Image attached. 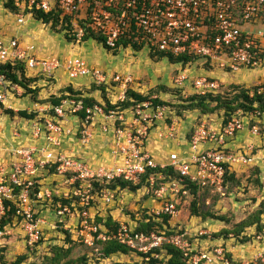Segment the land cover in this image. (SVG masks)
Masks as SVG:
<instances>
[{"label": "built area", "instance_id": "1", "mask_svg": "<svg viewBox=\"0 0 264 264\" xmlns=\"http://www.w3.org/2000/svg\"><path fill=\"white\" fill-rule=\"evenodd\" d=\"M15 7L19 12L26 11L27 18H32L35 12H56L60 20L69 18L68 33L75 44H83L86 28H91L103 34L107 47L114 48L119 38L135 27L147 40L149 51H165L175 57L197 56L205 65L214 63L229 73L264 68V0H16ZM15 16L18 24L25 22L21 15ZM243 26H260V29L244 31ZM34 50V45L23 46L17 39L6 43L0 36V64L22 62L46 76L63 70L71 80L91 77L96 85H106L109 81L103 71L90 66L81 56H72L68 60L44 59L37 58ZM195 63L179 64L173 87L183 95L187 88L195 95L217 94L220 86L215 79L189 75ZM130 82V76L113 75L111 85H107L115 92V100L109 101L111 105L125 101ZM12 90L19 95L17 86L11 85L0 74V104H5ZM261 93H264V81L258 88V94ZM65 96L60 104L50 106L48 110L52 114L30 121V134L41 143L12 150L10 157L15 161L7 172L0 171V220L5 215V203L10 202L16 209L14 223L20 227L27 248L36 247L43 241L44 220L40 214L47 210L48 203L57 200L53 203L55 206H48L54 216V230L64 228L74 240L95 253H98L97 242L115 240L132 251L147 254L164 240L154 233L136 232L142 215L157 221L161 216H168L170 220L175 218L179 214V202L190 197L187 183L208 188L211 194L223 195L226 175L236 174L239 166H249L254 149L248 146L246 151H231L225 147L224 139L234 138L246 126L253 136L259 137L260 128L251 121L264 119V113L258 111L256 105L252 110L239 109L229 118L223 117L218 129L208 127L206 120L201 119L189 131V138L186 140L185 137L187 150L182 154L171 151L166 161L160 162L147 149L152 135L156 140L177 143V146L182 141L178 144L179 119L164 102H154L157 96L124 110L108 109L103 102L86 105L84 96ZM236 114H241L242 119L236 118ZM96 140L109 149L104 151L105 147L102 148L96 163L87 157L69 155L64 149L67 142L89 147ZM208 144L213 146L200 150ZM53 166L56 171L52 182L68 184L71 186L68 192L62 193L55 186L46 187V169ZM167 167L177 172V178L158 187L155 182L164 179L162 172L146 180L145 195L151 200L142 204L145 211L135 210L133 216H125L131 228L117 221L119 227L111 233L105 225L107 217L92 211L98 207L97 203L101 206L113 204L118 195L124 204L123 195L128 191L106 188L110 182L121 180L136 185L147 169ZM138 191L130 192V196ZM61 200H68L70 204L62 205ZM130 200L126 199V202ZM7 230V226L0 230V241L9 234ZM255 240L264 244V227ZM168 243L182 251L190 264H198L203 258L204 264H236L234 259L225 257L220 246L212 253H196L191 257L187 253L190 245L181 236L172 237ZM256 257L261 259L263 255ZM139 264H149V257L141 258Z\"/></svg>", "mask_w": 264, "mask_h": 264}, {"label": "rangeland", "instance_id": "2", "mask_svg": "<svg viewBox=\"0 0 264 264\" xmlns=\"http://www.w3.org/2000/svg\"><path fill=\"white\" fill-rule=\"evenodd\" d=\"M3 9L5 8L4 7L0 8V10H2L3 12V15H7L10 26H15V28L19 26L20 30H25L32 23H35L33 16L32 18L26 17V11L25 12L17 11L16 14L21 15L23 20H25L23 24H18L16 20V16H15L16 14H13L7 11L6 9L4 11ZM38 34L43 35V38L46 41L45 44H48L50 47L49 51L44 54V59L53 57V58H58L61 60H68L72 56H81L85 58V60L89 63L90 66L101 69V71H103V73L109 77L108 79L109 81L107 82L106 85H111V78L113 77V75L130 76L132 78V82L129 83L131 88H133L134 90L138 91V93L143 94L149 98L152 96H157L158 100H160L161 102H164L173 111L174 115H176L175 112L177 110L176 109L177 106H179V104H182L180 100L186 99L194 95L193 90L189 88L185 90L184 95H183L181 91L173 87V78L176 76V72L180 68L179 64L172 65L165 59L159 62L153 61V59H151L149 55V50L146 47L140 52H135L130 48L122 49L121 51H119V54L117 56H114L112 55V53L107 52L105 49H103L101 45L97 44L96 42H93V46H92L94 51L90 50L88 45H85V44L83 45V44L67 43L64 37V33H58L57 30L52 29L49 25L41 24V29ZM20 38L23 40V37H20ZM25 41H27L25 42L26 45L33 44L35 46L34 42L29 41L28 39H26ZM41 48H43L42 45L39 46V49ZM128 60L130 61L129 63H128ZM128 64L131 67L130 71H128L129 73L127 71L125 72V66H128ZM200 68L208 69L206 68V65L203 63V61H197L194 64V66H191V71H194V69L198 70ZM251 72H252L251 77H254L255 79H257L255 80L256 82L253 81V83L251 84V85H254L258 81L259 75H258L257 70H254ZM214 73H219V74H216V76L217 78L220 77L221 81L223 77L224 78H235L233 75H231L232 73L223 71L219 69L217 66H216V69L214 70ZM55 75H60L58 77L57 83L61 79L72 81L73 84L77 83L76 81L80 80V79H77V80L69 79L66 72L63 70L55 72ZM210 75L214 76V74H210ZM86 78L87 77H85V80H88ZM49 81L52 82L54 80H49ZM220 84L219 86H222V88L217 90L218 94H221L224 92H227V95L231 94L230 86L224 87L223 85H220ZM114 86H117V85H114ZM160 87L164 88V90H161ZM242 87L246 89L245 86H242ZM96 88H98L101 92L100 93V99H101L102 94H103V91L101 90L102 89L104 90L106 88L105 86L96 87V85L93 83V84H90V90H85V91L87 93L93 92V89H96ZM255 88L258 89L259 87L256 85L249 86L247 90L253 91ZM109 89H110L109 91L105 90L104 92H105V95L108 101H113L115 100V97L113 96L112 89L111 88ZM38 92L30 96L24 94L23 92H21L23 94L21 97H17V95H14L10 101L12 103L10 105L14 109H16V111L25 110L28 113L38 112V111L33 110V107H34L33 101L36 100L38 96ZM15 99H18V100L16 101ZM49 100L50 99L45 98V99H42V101L40 102H43L46 104L49 102ZM104 101L105 99L102 98L100 102L105 103ZM210 106L212 107L214 105L210 104ZM4 108L7 109V107H4ZM10 110H13V109H10ZM236 111L231 114L234 115ZM38 114L39 116H43V115L47 116L50 114V112L47 110L45 112L44 111L38 112ZM202 116L206 117V115H203V114L201 115L200 111H197V112L192 111V113H186L183 120L181 121H187V125H186L187 127L189 126V124H191V121L193 120L194 121L193 126H195L202 119ZM175 117L179 119V125H180L181 118L178 116H175ZM210 117H212V119L213 118L216 119L217 121H218V118H221V119L223 117L226 118L225 114L223 112L220 113V111L213 113L212 116ZM235 117L242 119L241 114H236ZM30 125H31L30 121L26 119H22L18 116L10 117L8 115H5L2 109L0 108V130L5 131L7 128L8 132L12 134L11 135L12 138L14 137L18 138L17 135L13 134V133H17L19 134V139H21V141L25 140V137H27V134H28L27 129L30 130V133H31ZM188 133L190 136L191 132H188ZM232 139L235 140L236 136L229 140H232ZM11 141L15 143L14 140H11ZM32 143H34L33 140H32ZM94 145L97 146L98 149L102 150V148L105 147L104 151L109 150L108 146H105L104 144L99 143L98 140L94 142ZM94 145L93 144L90 145L89 148L88 147H83V148L84 149L93 148L95 150L96 148L94 147ZM10 147L12 146L10 145L5 146V148H10ZM167 147H172V144H167ZM169 153L170 151L169 152L167 151V155ZM2 155L3 154H0V158L3 159L4 161H8L7 160L8 158L5 155L3 156ZM166 158L167 157H161L160 161L165 160ZM3 164H4V168L6 169V172L12 166L11 164H9V162H4ZM236 175H238L241 178V184L239 185L238 188L232 189L231 191H229L230 193H227V191L224 190L225 189L224 188L223 195H216L217 201L215 203H212L213 199L211 197L209 200L204 201V204H206L205 206L207 207L204 206L205 207L204 208V207H201L200 205L198 206L199 208H202V210L209 209L213 212V214H216L218 216H225L228 220V222L226 223H222L214 219H210V218L203 220L201 218L191 216L190 214L191 198L189 197L183 198L179 202L178 204L179 214L175 218L171 219L169 224L171 228L175 230V234L172 237L181 236V239L183 238V240L190 245L187 253L191 257L196 253H199V254L200 253L201 254L212 253L213 249H215L217 246H220V248L226 250V254L227 255L229 254V256H232L231 253L234 252V258H237V259H241L242 257L241 254H244L242 253L244 252L243 250L249 251L251 255L250 256L246 255L245 257H243L242 258L243 261L239 262L236 259H234L235 262H239L238 264H243V263L244 264H251V263L264 264V261H262V259H264V252L262 253L263 258L259 259L258 257H256L259 249L260 248L263 249L264 247V244L256 242L255 240L256 235H259V231L257 232L256 225L254 224L253 227L242 230V234L239 237L235 235V232L238 229L235 226L245 221L247 218L256 215L257 211L260 210L259 203L264 202V185L262 184L263 188H259L258 186L255 187L253 185V180L256 178V173L253 172L252 168L245 170L244 172H238ZM46 176H49V175L46 173ZM262 177L263 175H260V174L258 175V178L260 180L262 179ZM46 179L47 180H44L46 187L55 186V188L60 190V192L62 193L68 192V190L71 189V186H69L68 184L62 183V185L60 184L56 185L54 184V182H52L53 181L52 178L46 177ZM229 183L232 184V182H229ZM227 184L228 183H226V185ZM227 186H230V185H227ZM128 193L130 192L129 191L127 192L125 196L126 199L129 198ZM118 196L115 197L116 200ZM145 196H146L145 189L144 188L140 189L137 192V194H134L133 196L130 197V199L133 198V200H130L129 203L122 205L123 210H122V213L119 214V217L121 218L118 219L117 217H115L114 220L118 222H123L126 226L130 227V224H129L130 222L126 220L125 216L127 215L133 216L132 213L135 210L144 211V209H142L141 207L142 204H144L148 200L149 201L151 200V198L147 200ZM135 199H138V200L136 201ZM53 203H55V201ZM53 203H48L47 205L49 206L50 204H52L53 206H55ZM152 204L157 205L154 201L152 202ZM96 205L98 207H101L102 208L101 212H105L106 214L113 211V209L108 208V206H101V204L99 203H97ZM48 206H47V211H49ZM49 209L51 210V208ZM39 211L40 210L38 209V212ZM52 216L50 219L51 224L49 225L54 226L55 223L53 222ZM122 216L124 217L122 218ZM261 221H263L261 223L264 224V220L261 219ZM7 227H8L7 234L8 233L9 234L5 236L3 240L0 241V257H1L0 264H44L43 257L45 256L47 252L46 249L47 250L48 248L50 249V247H48V245H45L44 243H46L47 241H51L53 242V244L63 245L65 241V237H64L65 232L63 231L64 228L59 227V228H56L55 230L49 229L48 231H45V233L43 231V237H44V240L46 241H42L43 244L41 243L35 248H32L33 250H30L25 246L23 242L20 227L15 223L11 227L10 226H7ZM181 230H183L182 234L179 233ZM223 230H227L229 233L226 235L224 234V235L219 236V234H222ZM52 232H57L59 234L57 235V237L50 236V233ZM162 237L164 241L168 240L169 242L171 241V238H172V237H166L165 235H163ZM79 243L78 245L75 246V249L71 255V258L87 256L88 257L87 264H117V263H120V264L137 263L139 264L141 262V258L139 256V254L141 253L138 254L134 252H129L127 255L116 254V256H113L112 260L107 262L106 260H102L98 253L93 252L91 249L85 248V246ZM5 244H9V245L5 246ZM136 244L137 246L141 245L139 243H136ZM48 252H50V250H48ZM135 252H138V251H135ZM163 254L164 253H162V255ZM20 257H24L25 259L21 261L20 263H17ZM230 259H233V256L230 257Z\"/></svg>", "mask_w": 264, "mask_h": 264}, {"label": "trees", "instance_id": "3", "mask_svg": "<svg viewBox=\"0 0 264 264\" xmlns=\"http://www.w3.org/2000/svg\"><path fill=\"white\" fill-rule=\"evenodd\" d=\"M15 1L16 0H0V4H2L7 11L16 14L18 10L15 7ZM32 16L35 21L40 22L43 25H49L52 29L57 30L58 33H64V37L67 43H72V38L68 33V29L70 25L69 18L65 17L62 20H60L59 14L56 12H52L49 14H44L43 12H35ZM90 40L101 45L103 49H105L107 52L112 53V55L114 56H117L119 54V51H121L122 49H128V48L132 49L135 52H140L146 47L147 44V40L144 38L141 31L135 27L131 28L129 33L125 34L124 36H121L114 48L107 47V45L105 44V37L101 32L94 29L92 30L91 28H86L84 42ZM149 55L151 59H153V61L159 62L165 59L172 65L182 64L184 66L189 63H195L200 60V57L197 56L185 55V56L175 57L173 54L169 52L157 51V50H150ZM24 70H25V66L22 62H16L14 64L11 63L0 64V74H3L5 76L7 82L12 84H17L18 86H20L24 90V94L26 95L36 94L38 92L37 90L35 89L31 90L29 88L30 84L35 81L32 79L30 80L29 83V79H26L25 77ZM99 86H105V85L104 84L96 85V87ZM230 87H231L230 88L231 94L228 95L227 92L221 94L218 93L206 94L204 96L194 94L193 96L180 100L182 104H179V106H177L176 108L177 110L175 112L176 116L180 117L181 120H183L186 113H192V111L193 112L200 111L201 115L202 114L212 115L215 112L222 111L225 114L226 118H229L231 116V113L235 112L236 110L239 109H242L244 111L252 110L254 105H256L258 111L264 113V93L258 94L257 88H255L253 91H250L244 89L242 86L232 85ZM160 89L164 90V88L161 87ZM94 91H100V90L96 88L93 89V92ZM101 91H103L102 98L105 99L104 102L106 103L108 109H118V110L128 109L139 102L146 101L149 98L143 94L135 92L132 89H127L125 101L123 103H117L116 105L113 106L106 98L104 92L105 89L104 90L102 89ZM93 92H89V93L91 94ZM251 93H253L252 96H250ZM61 94L62 95L58 98L56 97L51 98L49 100V103H51V105L53 106L60 104L61 101L66 97L65 96L66 94H70L74 97L83 96L82 93L79 91L74 92L71 87H68L67 89L63 90ZM84 102L86 105H94L98 103L95 99L91 97H85ZM154 102L156 104L163 103L158 99L155 100ZM210 104L214 105L212 106L213 108L210 106ZM0 108L2 109L5 115H8L10 117L18 116L26 120H33L39 115L36 112L28 113L25 110H18L14 112L13 110L5 109L3 104H0ZM50 114H52L51 111ZM46 170L48 175H53L56 171L55 166L47 167ZM159 172L163 173L164 179L160 181H156L155 187H158L161 184L170 181L171 179L177 178L178 176L177 172H175L172 167H167L163 170L147 169L146 173L143 176H141L139 183L136 185L123 182L121 180H114L110 182L106 186V188L112 191L127 190L129 192L135 193L136 191L148 185L146 180L150 176L156 175V173ZM253 172L256 173V178L253 180V185L255 187L258 186L259 188H262V184L260 182V179L258 178L259 170L257 168H254ZM229 182H232V184ZM226 183H228L227 185L230 186H227ZM240 184H241V178L238 175H236L235 173L227 174L224 182L225 189L224 188L223 189L226 190L227 193H230L229 191L238 188ZM187 189L189 190L190 193L189 198H191V202H190L191 216L198 217L203 220L210 218L222 223L228 222L225 216H218L216 214H213V212L209 209L202 210V208L198 207L199 205L201 207H204L206 205L204 204V201L209 200L211 197L213 199L212 203H215L217 201L216 195H222V194L219 193L211 194L208 188L201 189L197 185H193L192 183H187ZM35 192H37V186H35ZM145 198H147V196H145ZM56 202L57 200H55V203ZM60 203L62 205H66V204H70V201L61 200ZM5 205H6L5 215L2 216L0 220V230L2 231L6 226H10L11 224L14 225V218L16 212L15 206H13L10 202H6ZM9 207L10 209H8ZM259 209L260 210L257 211L256 215L247 218L245 221L235 226L236 228H238L235 232V235L237 237H239L242 234V230L251 228L253 227L254 224L256 225L257 232L264 227V224L261 223V216L264 214V202H261L259 204ZM169 222H170V218L168 216H161L157 221L152 217H148L145 214H143L141 220L138 222L136 232L143 233L145 235H150L151 233H154L157 236L165 235L166 237H172L175 234V230L171 228ZM105 225L107 228H109L111 233L116 232L117 228L119 227L118 222L114 221L110 216L107 217L105 221ZM63 231L65 232L64 245L51 247L49 255H45L43 257L44 264H87L88 262L87 256L71 258L75 246L78 245L79 241L72 239L71 234L67 230H63ZM182 232L183 230H181L179 233L182 234ZM228 233L229 232L227 230H223L222 234H219V236L224 234L226 235ZM79 244L85 246L81 242ZM6 245L7 244H5V246ZM97 246H98V254L100 255V258L102 260H107L111 255L114 254L127 255L129 252H134L139 254V252L132 251L126 246L120 245L115 240H110L106 242H97ZM85 248L91 249L88 248L87 246H85ZM28 249L33 250L32 248H28ZM162 253L164 254L162 255ZM224 255L228 259H230L231 257L229 256V254L228 255L226 254V250H224ZM139 256L141 258L149 257V264H190L188 258L184 257L183 252L175 248L171 243H168L167 240L163 241L159 247L152 248L151 250H149L147 254H139ZM24 259H25L24 257H20L17 263H20ZM205 261L206 260L203 258L198 264H204ZM238 263L239 262H236V264ZM251 264H256V263H251Z\"/></svg>", "mask_w": 264, "mask_h": 264}, {"label": "crops", "instance_id": "4", "mask_svg": "<svg viewBox=\"0 0 264 264\" xmlns=\"http://www.w3.org/2000/svg\"><path fill=\"white\" fill-rule=\"evenodd\" d=\"M1 7H3L2 4H0V8ZM3 10L5 11V9H3ZM36 22L37 21H35V23H32L25 30H20L19 26H17V28H15V26H10L7 15H3L2 10H0V36L2 37L4 42H6V43L9 42L11 39H17L18 42L23 46H26L25 42H27V41H25V40L28 39L29 41H32L35 43V47H36L35 52H34L35 56L37 58H44V54L49 51L50 47L48 44H45L46 41L44 40L43 35L38 34L40 32V29H41V23L40 22L36 23ZM256 29H260V26H251V27H244L243 26L242 27V30H244V31L253 32ZM263 30H264V27H263ZM20 37H23V40ZM84 44L88 45L89 49L94 51V49L92 48V46H93L92 41L85 42ZM31 45H33V44H31ZM40 45H42L43 48L39 49ZM129 62L130 61L128 60V63ZM215 66L216 65H214V63H213L212 65L206 64V68H208V69L200 68L198 70L194 69V71H191V69H190L189 75L191 77L206 76L209 78H213L217 82H219V84L221 83L220 85H223L224 87H228L231 85H237V86H245L246 89L249 86H254V85L259 87L260 84L264 81V68L257 70L259 78H258L257 83H255L254 85H251V84L253 83V81H255L257 79H255L254 77H251L252 72L249 70H241L237 73H232L231 75H233L235 78H224L223 77L222 81H221V78L220 77L217 78V76H216V74H219V73H214V70L216 69ZM130 69H131V67L129 64H128V66H125V72L130 71ZM24 73H25L26 79H29V83H30V80H32V79L35 81V82L30 84L29 88L31 90L35 89V90L39 91L38 96L36 98L37 101H33V106H34L33 110H35V111H38V112L47 111L50 108L51 103L48 102L45 104V103L40 102V101H42V99H45V98H48V99L55 98V97L58 98L62 95L61 92L65 89H67L68 87H71L74 92H78V91L81 92L84 97H91V98L95 99L97 102H100L102 100V98L100 99V93H101L100 91H94L91 94L87 93L85 91V90H90V84L94 83V81L91 77H87L86 79H88V80H85V78H80V80L76 81L77 83L73 84L72 81L65 80V79H61L57 83L58 77L60 75L54 74V76L47 78L45 75H40L36 71L27 69L26 67H25ZM210 74H214V76H212ZM48 79L54 80V81L51 82ZM112 85L114 86L117 84H112ZM105 87H106L105 88L106 91L110 90L109 89L110 86L105 85ZM220 88H222V86H220ZM127 89L134 90L133 88L130 87V85H129V87H127ZM21 91L24 92V90L22 88H21L20 92ZM134 91L138 92L136 90H134ZM113 93H115V92H113ZM14 95L15 94L13 93V96ZM13 96L12 95L7 96L4 107H7V109H13L14 111H16V109H14L10 105V104H12L10 101L13 98ZM28 96H30V95H28ZM8 100H9V102H8ZM15 100L17 101L18 99H15ZM38 112H36V113H38ZM220 113H222V112H220ZM218 115H220V114H218ZM43 116H45V115H43ZM210 116H212V115H209V116L206 115V117L202 116L203 117L202 119L206 120L207 125L209 124L210 126L209 125L208 126L210 128L218 129L220 127L222 119L218 118V121H217L214 118L212 119V117H210ZM68 121H72V120L68 119ZM180 121H181V119H180ZM193 122L194 121L192 120L191 124H189V126L186 127L187 121H181L179 128H178V133H179L178 144H180L182 141V143L179 145L180 147L176 145L177 143H172V142L167 143V142H162V141L156 140L155 136L152 135L151 141L149 140V142H148L147 149L151 152V154L154 156V158H156L157 161H160L161 157H166L167 151L168 152L169 151L170 152L171 151H178L179 154H182L183 153L182 151H185L188 148L187 143L184 140H185V137H186V140L188 139V137H189L188 132L194 127ZM251 124L256 125L260 128V136L259 137L253 136L249 131L250 128L248 126H246L243 131H241L240 133H238L236 135L235 140L232 139L233 140L232 141V140L224 139V141L226 143L225 147L231 151H246L244 149H246L248 146H253L254 149L250 154V156L253 159L252 163L247 167H242V166L237 167L236 172L237 173L238 172H244L245 170H248L250 168H252V169L257 168L259 170V174L263 175L260 182H261V184L264 185V119H262L260 121H254V122L251 121ZM27 132H28L27 137H25V140L21 141V139H19V134L13 133L14 135H17L18 138L17 137L12 138V136H11L12 134L8 132L7 128L5 131L0 130V154H3L8 158L7 159L8 161H4L3 159L0 158V171L4 170L6 172V169L4 168V164H3L4 162H9V164H12V162L15 161V158L10 157L12 150H14L16 148L36 146L37 144L41 143L40 141L35 142L36 140H34L31 137L30 131L28 129H27ZM11 140H14L15 143L12 142ZM32 140L34 141V143H32ZM97 144H98V142H97ZM167 144H172V147H167ZM6 145H10L13 148L12 147L5 148ZM93 145H94V143H93ZM212 146H213L212 144H208V145L202 146L200 150L202 151V150H204L208 147H212ZM94 147L96 148L95 150L93 148H91V149L85 148L84 149L77 142H67V143H65L64 149H65L66 153H68L69 155L80 156V157H84V158L87 157L88 159L90 158L93 163H96L99 161V158L101 157V153H100L101 149H98L97 146H95V145H94ZM165 160H162L160 162H165ZM48 177L54 179V176H52V175H49ZM263 185H262V188H263ZM126 194L127 193H124V195H123V198L125 199V201H123L124 204L129 203V202H126V197H125ZM128 194H129V198H127V199H130V197H131L130 193H128ZM120 197H121V195L118 196L117 200L113 204L108 206V208L113 209L112 212H110L108 214H106L105 212H101V209H102L101 207H96L98 210H96V208H95L92 211L93 212L99 211L100 215L102 217H109L110 216L112 219H115V217L120 219L121 217H119V214L122 213L121 210L123 209ZM131 200H133V198H131ZM147 203H144V204H147ZM40 215H41L42 219L44 220V225H43L44 233H45V231H48L49 229H53L54 226L49 225V224H51L50 219H51V216L53 214L47 210H43ZM123 217L124 216H122V218ZM52 219L54 222L53 216H52ZM261 219L264 220V214L261 216ZM261 222H263V221H261ZM58 234L59 233H57V232H52V233H50V236L57 237ZM43 241H46V240L43 239ZM44 244L48 245V247H50V248L53 246H61L60 244L59 245L53 244V242H51V241H47ZM7 245H9V244H7ZM48 250H50V249L48 248ZM48 250L46 249L47 252L45 255H49ZM243 251L244 252H242V253H244V254H241V256H242L241 259L234 258V252H232L231 254L233 256V259H236L237 261L240 262V261H243L242 258L245 257L246 255H248V256L251 255L249 251H245V250H243ZM263 252H264V247H263V249L262 248L259 249L257 255L262 254ZM113 256H116V254L111 255L106 261L109 262L110 260H112ZM254 256H256V255H254Z\"/></svg>", "mask_w": 264, "mask_h": 264}, {"label": "clouds", "instance_id": "5", "mask_svg": "<svg viewBox=\"0 0 264 264\" xmlns=\"http://www.w3.org/2000/svg\"><path fill=\"white\" fill-rule=\"evenodd\" d=\"M87 42H89V41H87ZM93 42V41H92ZM85 43V42H84ZM83 43V44H84ZM35 47V46H34ZM34 52H35V50H34ZM35 55V54H34ZM24 64V63H23ZM25 65V64H24ZM25 67L27 68V69H29L26 65H25ZM31 70V69H30ZM34 71H36L38 74H40L39 73V71L37 70V69H35ZM40 75H43V74H40ZM46 76V75H45ZM54 76V75H53ZM47 78H50V77H52V76H46ZM11 85H15V86H17V88H18V90H19V95H17V92L16 91H10V94L9 95H12L13 96V93L15 94V95H17V97H21L23 94L20 92V90H21V87L20 86H18L17 84H12V83H10ZM20 93H21V95H20ZM24 93V92H23ZM7 98V97H6ZM5 104H3V106H4ZM49 111V110H48ZM50 112V111H49ZM38 114V113H37ZM39 116V115H38ZM46 116V115H45ZM28 121H31V120H28ZM54 217V216H53ZM141 258V257H140Z\"/></svg>", "mask_w": 264, "mask_h": 264}]
</instances>
